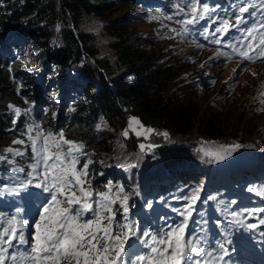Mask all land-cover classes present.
I'll return each mask as SVG.
<instances>
[{
  "label": "trees",
  "instance_id": "obj_1",
  "mask_svg": "<svg viewBox=\"0 0 264 264\" xmlns=\"http://www.w3.org/2000/svg\"><path fill=\"white\" fill-rule=\"evenodd\" d=\"M167 3V0H0V154L16 138L18 124H13L15 116L9 105L25 104L27 100L25 92L20 91L23 87L16 81L22 72L13 68L20 67L26 60L17 47L19 43L26 44L30 46L31 55L38 54V58L48 61L41 67L48 75L47 81L54 88L53 92L60 90L58 97L54 93L48 96L47 88L41 90L40 84L33 91L36 97L31 96L32 104L39 100V104L54 106L55 119L41 122L44 127L57 131L63 129L69 139L83 142L85 151L93 156L111 155L120 142L131 154L138 151L141 141L135 134L130 132L129 139L117 136L125 130L130 117L139 118L146 127L157 132H167V141H175L174 146L166 141L156 149V158L161 164L156 171L159 174L149 176L151 192L144 194L147 196L143 198L146 208L149 204L159 203L149 215L153 223H164L158 219L161 216L169 222L175 221L177 211L174 210H182L190 202L185 197L190 198L196 189H201L200 200L195 204L192 225L234 210L237 205L227 197L226 190L219 189L215 181H203L202 164L197 158L199 151L183 148L180 144L191 141L195 135L211 144L230 145L227 139H231L229 133L232 129L237 126L244 137L246 132L243 130L250 125V114L259 109L252 107V112L242 111L244 104H239L244 102L238 96L230 97L231 101L223 105L213 106L211 101L205 103L198 86L183 80L184 63L175 60L161 62L165 56L162 50L143 46L141 38L137 42H124L129 34H124L128 22L123 17L134 5L157 11L162 7L166 11L168 8L164 4ZM116 9L121 12L118 18L122 19L108 20ZM91 16L105 23L106 33L113 39L115 65L100 62L97 51L89 47L88 35L81 32V21ZM56 25L65 28L64 47L51 53L53 36L48 29ZM77 58H87L99 64L75 70L73 62H77ZM15 61L17 64L12 65ZM31 112L33 118L37 117L35 108ZM256 155L257 151L247 156L246 161ZM242 164L236 167L239 172L243 169ZM89 168L95 191L104 190L109 181L122 179L120 173L102 169L97 162ZM245 177L246 181H256V177ZM143 213H137L135 209L134 220L137 214ZM145 227H151L149 220L142 225L143 229ZM139 250L131 251L136 253Z\"/></svg>",
  "mask_w": 264,
  "mask_h": 264
},
{
  "label": "snow or ice",
  "instance_id": "obj_2",
  "mask_svg": "<svg viewBox=\"0 0 264 264\" xmlns=\"http://www.w3.org/2000/svg\"><path fill=\"white\" fill-rule=\"evenodd\" d=\"M257 7L264 11V6L246 2L238 7L233 17L221 18L212 16L213 10L208 4L201 0H190L188 11L185 12L186 18L177 21L183 26L184 32H178L175 28L170 31L176 36H182L188 32L189 26L211 18L217 26L206 32L204 38L215 35L211 43L231 49L227 53L218 51L217 55H223L228 60L235 56L242 61L255 63L264 60V23L255 27L241 26L247 23L246 14L253 15L250 10ZM177 8L184 12L179 5ZM157 18L151 17L153 20ZM166 19L172 20L173 17L167 16ZM231 32H239L240 39L226 43L224 38ZM211 83L215 84V80ZM260 96L264 97V92ZM259 102L264 105V99ZM9 107L15 115L13 124H16L22 110L12 105ZM27 111L30 110H23L25 113ZM260 111H264V108ZM130 132L146 141H150L152 136L169 139L167 132H157L146 127L137 117L129 118L121 136L129 139ZM23 136L24 139L13 141V145L21 147L5 148V154H0V162L14 165L11 171L22 173L24 169L15 166V157L28 155L30 149L28 178L16 182L15 187L5 185L4 191L15 193L32 186L49 193V198L38 220L34 222L30 239L25 234L27 221L20 217L19 209L11 216L0 212V264H223L224 258L229 255L225 243H219L220 251L217 253L207 248L205 237L191 228L201 189H196L190 198L185 197L190 202L182 210H174L180 217L178 221L169 222L162 216L159 219L164 223L157 228L141 229L139 222L131 216V208L135 205H130L131 196L124 191L123 186H116L114 191L109 181L105 191L97 192L93 189L89 167L95 161L89 158L81 164V157L88 155L83 142L69 139L63 129L54 132L41 123L28 124ZM157 147L155 143H140L139 153L147 154ZM240 147V144L220 145L215 151H201L205 157L220 161ZM118 166L130 170L136 164L125 162ZM248 191L264 199V186L250 187ZM3 194L0 191V195ZM148 207L151 208V204ZM259 223L264 225V219ZM258 226L247 225L250 229ZM200 231L203 232V229ZM132 249L141 250L130 254Z\"/></svg>",
  "mask_w": 264,
  "mask_h": 264
},
{
  "label": "rangeland",
  "instance_id": "obj_3",
  "mask_svg": "<svg viewBox=\"0 0 264 264\" xmlns=\"http://www.w3.org/2000/svg\"><path fill=\"white\" fill-rule=\"evenodd\" d=\"M116 9L111 15L107 17L108 20L115 19L121 20V18H118L121 15L120 11H117ZM157 16L158 18L156 20L151 19V17ZM167 16H165V12L148 9V8H139L138 5H134L133 9L130 13L126 14L123 18H125L127 25L124 34H129L127 37H125L123 40L125 43L134 40L139 41L141 38L145 45L143 46H152L154 50L161 49L163 54L165 56H162L163 58L160 59L161 62L166 61H176L178 63H184L185 64V71L183 74V77L186 82L192 83L193 85H197L200 92H201V99L203 102L211 101V105L218 106L223 105L226 103V101H231L230 97L237 96L240 98V100H243L244 103L239 104L244 106L247 104V107L242 108V111L246 112H252L251 108H257L259 111L254 110V113L250 114V125L244 129V133L246 132L245 136L240 135V130L237 126H235L231 133H229V136L231 139L229 144H240L241 147L239 149H236L232 152L228 158L220 161L212 160L208 157H205L203 155V150L207 151H215L219 148L220 145H227V144H211L204 140L196 138L195 135L191 137V141H187L185 143L180 144L183 148H188L198 150L199 153H197V158L199 159V163L202 164V174H203V181H215L216 186L224 187L226 183L227 185H230L229 180L230 177H236L237 181H240V177H238V172H235L236 170V164L239 163H246V157L249 155H253L257 151V155L253 156V159L258 158L259 165H255L253 168L257 170L256 175H259V168L260 166H263L260 164L261 160H264V111H260L261 108H264V105H262L259 100L264 99V97L260 96L261 92H264V68H261V66H257L254 68H251L249 73L244 76H239L237 82H233V86L231 91L227 89V83L231 79V76L235 73H237L236 70L231 68V70H219L218 73V81L215 82V84H208L207 81V68L210 67V61L208 60V55H200L195 52V50L199 51L197 48L189 47L186 44V41L182 38H179V36H176L174 33L170 31V29L175 28L174 22L166 19ZM114 21V20H113ZM81 32L88 35L90 42L89 47L94 52L97 51L98 58L100 62H109L110 64H114V60L117 58L112 55V37L106 33L105 30V23L100 20L96 19L94 17H85L81 21ZM119 26V23L116 24ZM122 25V24H120ZM59 28V30H57ZM64 27L61 25H56L55 27H52L50 30L53 38L50 41V43L53 45L51 53H53L56 48L60 49L64 47L63 44V33H64ZM170 37V38H166ZM40 40V38H39ZM190 45V44H189ZM194 46V45H190ZM20 48L22 55L26 60H23V63L20 65V67H13L17 72H22L19 74V78H17V83L19 85H23V90H20L22 92H25V98H27V104H12V106L19 107L22 110V115L19 118V121L16 123L18 124L17 127H15V134L16 139H24L23 136L24 130L28 124L34 123L31 120L28 119V117H33L32 115V108H34L33 102V91L37 88L36 85L38 82H42L44 87H46L51 94H55L56 97L58 92H53L54 88H51V84L47 81L48 75L44 73V67H41L43 62H46L48 64L47 60H43V57L38 58V54L31 55V49L30 46L26 45H19L17 46ZM1 48V46H0ZM25 50V51H24ZM29 66H27V64ZM73 68L75 70H82L83 67H96L97 62L90 61L87 58L78 59L77 62H73ZM171 63V62H170ZM17 64L16 61L12 63ZM88 65V66H87ZM203 65V67H202ZM43 72H41V69ZM217 71V70H215ZM118 72V70L116 71ZM252 73H256L255 76L252 75ZM74 76V75H73ZM73 76L71 78H73ZM70 78V79H71ZM192 86V85H191ZM21 87V86H20ZM30 95V96H29ZM32 96V97H31ZM253 96V97H252ZM30 97V98H29ZM252 97V98H251ZM239 100V101H240ZM242 101H240L241 103ZM238 107V106H237ZM235 109V108H234ZM230 110L231 112L234 111ZM10 112L12 115H14V112L9 107ZM23 110H30L26 113L23 112ZM55 113V110L52 109V106L50 105L47 108H43L41 113L39 114V117L37 120L34 119L37 123H41L45 120H49V118L53 117V114ZM15 116V115H14ZM35 122V123H36ZM252 124V126H251ZM261 124V126H260ZM48 130L51 131H57L56 129H50V127H45ZM134 134V133H133ZM117 136L123 138L121 136V133L117 134ZM158 137V139H156ZM242 137V138H240ZM141 143H155L158 146L162 142H166L162 136H152L150 141L144 140L142 137L139 138ZM168 144L174 146L176 145L175 141H167ZM122 143H117V146L113 153L111 155H104V154H98V155H90L81 157V164L86 159H89L92 157L93 161L97 162L102 169H109L111 172L120 173L122 176V179L118 182H111L114 186L113 190H116V186H123L124 191L126 193H129L131 196V199L129 201L130 205H135L131 208V216L134 219L135 214L134 210L136 209L137 213L144 212L143 214H137L136 221L139 222L141 229L142 225H145L147 221L149 220L150 223H153L152 220H150V212L154 211L159 203H153L151 205V208H146L145 201L143 200L144 194L150 193V186H149V176L151 174H159L156 173L157 170H159V161L156 158V149L151 150L147 154H140L139 149L136 153L131 154L127 151V149H123L121 147ZM12 147H21L19 145H13V142L11 143ZM9 147V146H8ZM255 151V152H254ZM28 155H25L24 157H15L17 163L15 166L21 167L24 169V172L22 173H14L11 171L12 167L14 165L7 164L6 162H0V191H3L4 194L0 195V212L5 213L9 215L10 210L13 209L17 202L23 201L28 198V190H31L32 192L38 190L39 188H35L32 186H29L25 192H27V195L22 196L20 193L15 192H6L4 191V186L7 185L9 187H15L16 182L21 180H26L27 173L30 171L29 164H30V149L28 150ZM1 154H5L2 152ZM95 154V153H94ZM9 158L12 157L9 155ZM194 158V154H193ZM252 159V160H253ZM195 160V159H194ZM193 160V161H194ZM249 160V161H252ZM100 161H103L104 163H100ZM125 162L128 163H135L136 167L131 168L130 170H125L123 167H119L118 165L123 164ZM118 164V165H117ZM264 164V162H263ZM95 165V163H94ZM259 166V167H258ZM156 167V168H155ZM264 167V166H263ZM90 169V168H89ZM246 168L243 167L241 172H245ZM264 171V169H262ZM241 174V173H240ZM244 174V173H243ZM155 176V175H153ZM129 187L128 190L125 189V187ZM227 187H233V186H227ZM255 188H258L255 186ZM101 190V191H105ZM22 192V191H19ZM99 192V191H97ZM136 193H139V195H136ZM173 216V215H169ZM139 217V220H138ZM162 217V216H161ZM160 217H158L159 219ZM118 219H120L118 215ZM175 219H180L179 216H176ZM159 225H153L152 228H157ZM245 234V233H244ZM131 243V242H130ZM261 262H264L262 258H260Z\"/></svg>",
  "mask_w": 264,
  "mask_h": 264
},
{
  "label": "bare ground",
  "instance_id": "obj_4",
  "mask_svg": "<svg viewBox=\"0 0 264 264\" xmlns=\"http://www.w3.org/2000/svg\"><path fill=\"white\" fill-rule=\"evenodd\" d=\"M237 0H232V2H236ZM247 1H249V0H247ZM246 1V2H247ZM225 4H228L227 2H225ZM218 8H220V7H218ZM203 34H205V33H203Z\"/></svg>",
  "mask_w": 264,
  "mask_h": 264
}]
</instances>
